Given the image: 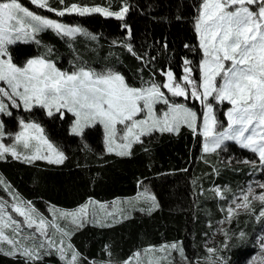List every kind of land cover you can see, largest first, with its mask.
I'll use <instances>...</instances> for the list:
<instances>
[{"label": "trees", "instance_id": "trees-1", "mask_svg": "<svg viewBox=\"0 0 264 264\" xmlns=\"http://www.w3.org/2000/svg\"><path fill=\"white\" fill-rule=\"evenodd\" d=\"M21 2L41 15L80 26L90 35L66 37L45 29L37 34L40 44L24 41L10 47L12 62L17 65L37 55L52 60L58 68L68 72L83 63L96 71H119L130 84L139 87L150 79L165 82L162 70L168 68L177 78L181 77L182 62L186 58L196 69L193 77L200 78L196 66L202 51L194 23L201 0H64V4L49 0L56 9L75 3L119 11L127 4L129 12L124 20L100 13L84 16L66 13L60 17L37 8L30 0ZM125 24L131 28L130 37ZM127 44H131L136 56L128 52ZM186 44L188 48L184 47ZM0 86L3 85L0 83ZM162 90L171 95L166 89ZM172 99L202 113L201 105L191 99ZM9 106L12 115L2 117L6 133L17 131L20 120L38 123L49 141L66 157L57 165L46 160L25 163L5 154V158L0 159V177L22 199L31 201L39 212L45 210L46 204L69 210L89 200L123 201L113 203L110 208L121 204L120 215L123 210L127 219L117 212L107 217L99 210L98 222H88L78 230L64 220L59 221L61 227L73 232L64 240L81 254L80 264L119 263L129 260L139 250L171 242H180L187 264H240L252 251L253 238L264 225V218H257L264 208L260 201H252V211L238 212L222 227L219 235L216 234L217 222L227 214L229 198L250 181L251 166L226 161L223 156L227 152L221 149L203 152L201 136L194 135L186 126H182L178 134L155 132L144 136L141 143L133 144L130 156L121 157L107 152L100 125L85 128L78 136L69 131L68 125L73 119L70 113L61 119L59 114L49 117L39 106L31 110L22 106L14 109L11 103ZM224 106H215L219 120L224 118ZM233 146L229 144L227 151H236ZM241 152L244 151L235 153L241 155ZM215 188L223 191L224 198L216 194ZM145 190L154 195L159 204L151 214L139 210L149 206L141 196ZM113 219L119 222L114 223ZM210 239L215 243L214 253L208 251ZM55 241L59 245V234ZM4 249L10 250V246L4 244ZM134 258H131L132 263H136ZM0 264H25V260L19 255L0 253ZM37 264H64V261L53 251Z\"/></svg>", "mask_w": 264, "mask_h": 264}, {"label": "snow or ice", "instance_id": "snow-or-ice-1", "mask_svg": "<svg viewBox=\"0 0 264 264\" xmlns=\"http://www.w3.org/2000/svg\"><path fill=\"white\" fill-rule=\"evenodd\" d=\"M30 3L60 17L66 13L81 16L100 13L105 17L124 20L129 12L127 4L119 11H112L105 7L78 6L75 3L56 9L51 7L49 0H30ZM59 3L64 4V0H59ZM124 28L130 37L131 28L127 24ZM45 29L66 37L90 35L79 26H69L37 14L21 0H0V82L6 85L0 86V113L12 115L4 98L15 108L22 105L25 110H31L39 106L47 110L49 117L59 114L64 119L66 113H70L74 117L73 134L79 136L85 128L101 125L105 131L107 152L121 157L130 156L133 144L141 143L144 136L155 132L178 134L181 127L186 126L194 135L203 137L204 152H215L226 141H234L258 157L259 165L256 160L245 163L251 164L253 169L259 167L264 171V0H201L194 23L198 47L202 51V58L196 66L200 73L199 80L193 77L196 70L193 62L186 58L182 62L181 77L177 78L168 68L162 70L165 82L157 83L150 79L139 87L130 84L119 71L105 69L98 72L83 63L71 72L61 70L52 60L42 56L28 59L23 66L13 63L8 46L29 40L40 44L37 34ZM91 38L96 39L95 36ZM125 46L129 53L136 56L131 44ZM164 47H167L166 43ZM184 47L188 48L189 45ZM51 51L49 48L48 52ZM137 59L144 58L137 56ZM162 89L171 95H166ZM173 97L195 99L204 110L198 115L193 108L177 102ZM225 101L231 105L224 113L226 126L215 111V106ZM160 105L164 107L159 108ZM19 125L20 131L15 134L13 145L0 143V159L10 154L25 163L46 160L49 164L59 165L64 162V152L48 140L38 123L20 120ZM3 129L4 124L0 122V137L4 135ZM118 133H122L120 142H117ZM18 146H22L23 151H18ZM254 183L262 191L257 194L252 183H249L247 189L241 190L240 196L233 199L232 205L235 207L229 205L227 208L226 219L230 221L234 215H238L239 209L252 211L250 196L264 205V182ZM0 185L13 201L9 205L0 198V253L19 255L24 258L25 264H37L54 251L64 264H80L81 254L71 243L65 245L64 238H70L73 232L61 227L59 221H67L77 230L88 222H98L99 213L95 208L98 202L89 200L70 211L52 208L53 219L49 220L31 201H23L18 193L12 192L3 177H0ZM215 191L224 198L220 188ZM141 196L149 206L140 208V211L151 214L159 207L156 197L148 194L147 190ZM9 207L11 212L8 211ZM98 207L104 210L105 216H114L113 212L106 211L103 203H99ZM12 213L22 219L15 218ZM121 215L124 219L128 218L123 215V210ZM257 218H264V208ZM113 222L119 221L113 219ZM25 228L33 231L25 236ZM49 229L52 231L49 232ZM8 230L11 236L6 234ZM57 234L60 235L59 245L53 239ZM240 235L243 237L244 234ZM5 243L10 250L5 251ZM261 247L264 248V238ZM160 250L177 251L187 264L184 249L179 244L165 245ZM144 251L147 253L152 249ZM208 251L214 253L216 250L209 248ZM140 255L139 252L134 254L136 264H140ZM123 264H132V259ZM148 264H159V261L150 259Z\"/></svg>", "mask_w": 264, "mask_h": 264}, {"label": "rangeland", "instance_id": "rangeland-1", "mask_svg": "<svg viewBox=\"0 0 264 264\" xmlns=\"http://www.w3.org/2000/svg\"><path fill=\"white\" fill-rule=\"evenodd\" d=\"M78 5V4H77ZM78 6H86V5H78ZM87 7H101V6H87ZM31 10V9H30ZM32 11H34V10H32ZM35 12V11H34ZM37 14H39V15H41V13H39V12H36ZM103 15V14H102ZM42 16H45V15H42ZM46 17H49V15L48 16H46ZM49 18H51V17H49ZM51 19H55V18H51ZM55 20H58V19H55ZM59 22H61V23H64V24H66V25H69V26H73V24H68V23H65V22H63V21H61V20H58ZM74 26H76V25H74ZM80 27V26H79ZM49 30H51V29H49ZM51 31H53V30H51ZM53 32H55V31H53ZM56 33V32H55ZM21 42H24V41H17L15 44H12V45H9L8 46V51H9V54H10V51H11V49H10V47H15V45L16 44H18V43H21ZM27 42H31V40H29V41H27ZM11 55V54H10ZM12 57V56H11ZM35 57H38V55L37 56H35ZM31 58H34V57H31ZM30 59V58H29ZM24 65V64H23ZM23 65H18V66H23ZM100 70H98V72H99ZM199 75H200V73H199ZM4 87H6V85L3 83V82H0ZM5 100V99H4ZM191 100H193L194 101V99H191ZM5 103H7L8 105L10 104V102L8 103L6 100H5ZM224 104H225V106H224V108H225V112L227 111V109L229 108V107H231V105L227 102V101H225V102H223ZM22 106V105H21ZM12 108H14V109H17V108H15V107H12ZM22 108H23V106H22ZM203 108V107H202ZM24 109V108H23ZM9 111H11V108H10V106H9V109H8ZM44 111H45V113L47 114V110L46 109H43ZM204 110V109H203ZM6 114H4V113H0V122H2L3 123V120H2V117L3 116H5ZM25 122H28V121H25ZM32 122V121H31ZM73 122H74V117H73V119H72V121H71V123H70V125H68L69 126V131L72 133V131H71V129H72V124H73ZM4 124V123H3ZM41 126V125H40ZM101 126V125H100ZM119 127V126H118ZM18 129H17V131H15V132H13L12 134H10V133H6V131H5V129H3V131H4V135H3V137H0V143H3L4 145H6V146H11V145H13L14 143H15V134L17 133V132H19L20 131V125H19V127H17ZM101 130H102V132H103V144H104V146H106V144H105V131H104V129H103V127L101 126ZM45 135V134H44ZM120 135H122V133H118V136H117V142H120V140H119V136ZM203 138V137H202ZM49 140V139H48ZM227 143H228V141H226ZM226 142H225V144L221 147V149L224 151V152H227L223 157L226 159V161H232V160H235V161H237V162H241V163H245V161H252V160H256L257 161V165H259V160H258V157H257V155L256 154H254V153H252L250 150H248V149H244V148H242V149H244V152H241V155H237L236 153H235V150H229V151H227V147H226ZM229 142H232L235 146H233L235 149L236 148H240V146L238 145V144H236L234 141H229ZM17 150L18 151H23V149H22V146H18V148H17ZM202 150H203V142H202ZM61 151V150H60ZM27 154H30V153H27ZM245 164H248V165H250L251 166V177H250V181H248V184L245 186V188H243V190H246L247 189V187H248V185H249V183H252V186H253V188L255 189V191H256V193L258 194V193H260L262 190L260 189V188H258V187H256V184L254 183L255 181H260V182H264V171H261L260 169H259V167H257L256 169H253V167H252V165L251 164H249V163H245ZM5 182V181H4ZM6 183V182H5ZM7 185H8V183H6ZM216 189V188H215ZM214 189V190H215ZM12 190V189H11ZM12 192H14L13 190H12ZM15 193V192H14ZM240 194H241V191H239V192H237V193H235L232 197H230L229 198V200H228V202H227V208L229 207V205H232V201H233V199L235 198V197H239L240 196ZM20 197V196H19ZM0 198H3L5 201H7L8 202V204L9 205H11V203L13 202L12 201V197L9 195V193L7 192V191H5V189H4V187L2 186V185H0ZM21 198V197H20ZM22 199V198H21ZM249 199H250V201L252 202V201H259V200H253L252 199V197L250 196L249 197ZM23 201H26V200H24V199H22ZM93 201H95V200H93ZM27 202V201H26ZM95 202H97V201H95ZM123 203V201L121 200V199H115V200H113L112 202H107V203H103L104 205H106V211H110V209H111V211L110 212H117V214L119 215V216H121L120 215V209H121V207H120V205L121 204H117V205H115L114 207H111L110 208V206L113 204V203ZM87 203V202H86ZM99 203H101V202H98V204ZM33 204V203H32ZM83 204H85V202L83 203ZM82 204V205H83ZM98 204L97 205H95V208H96V211L98 212L100 209H99V207H98ZM233 207H235V205H232ZM79 207V206H78ZM78 207H76V208H74V209H77ZM91 207L92 206H90V211H91ZM36 209H38L37 207H35ZM52 208H55V209H59V210H68V208H64V207H59V206H55V205H45V210L43 209V211L42 210H40V211H42V212H40V213H42L47 219H49V220H52L53 219V212L52 211H50V209H52ZM74 209H69V211L70 210H74ZM244 209H239V210H237L238 212H241V211H243ZM8 211L9 212H11V208L9 207L8 208ZM50 211V213H49V215H48V212ZM103 212H104V210H102ZM99 213V212H98ZM12 215L15 217V218H17V219H22V218H20V217H18V216H16V214L15 213H12ZM226 216H227V214H226ZM226 216H225V218H223V219H221V220H219L218 222H217V230H216V234H218L219 235V232H220V230L222 229V227L225 225V224H227V221H228V219H226ZM118 218V217H117ZM67 222V221H66ZM68 223V222H67ZM69 224V223H68ZM69 225H71V224H69ZM26 230H27V228H25V230H24V233H23V235H25V236H27V235H29L33 230L32 229H29L30 230V233H27L26 232ZM52 230L51 229H49V232H51ZM215 233V232H214ZM6 234H8V235H10L11 236V231L10 230H8L7 231V233ZM55 236H58V234L57 235H55ZM55 236L53 237V239L55 240ZM262 238H264V225L259 229V231L258 232H256V234H255V236H254V238H253V249H252V251L248 254V255H246L245 257H244V259L241 261V263L240 264H264V248H262L261 247V243H262ZM40 239H43L42 237H40ZM31 242L29 241V244H30ZM173 243H177V244H179L180 245V242H171L170 244H173ZM6 244V243H5ZM67 244V242H65V245ZM169 243H164V244H162V245H160V246H157V247H148L147 249H152V251H149V252H147V253H145V251H137V252H139L141 255H140V264H148V261L150 260V259H155V260H158L159 261V264H170V262H171V264H173V263H180V264H186V262L181 258V256H180V254L177 252V251H175V250H165V251H161L160 249H161V247L162 246H165V245H170ZM209 244L211 245V248H215V243H214V241H213V239H210V241H209ZM180 246H182V245H180ZM6 251V250H5ZM136 252V253H137ZM144 256L146 257L145 259H144ZM132 257H134V255L133 256H131L130 258H132ZM135 259V258H134ZM133 259V260H134ZM128 260V259H127ZM145 260V261H144ZM123 262L124 261H122V262H119V263H117V262H115V263H104V264H123ZM132 264H136V263H132Z\"/></svg>", "mask_w": 264, "mask_h": 264}, {"label": "crops", "instance_id": "crops-1", "mask_svg": "<svg viewBox=\"0 0 264 264\" xmlns=\"http://www.w3.org/2000/svg\"><path fill=\"white\" fill-rule=\"evenodd\" d=\"M201 142H202V139H201ZM202 146V145H201ZM205 153H207V152H205Z\"/></svg>", "mask_w": 264, "mask_h": 264}]
</instances>
